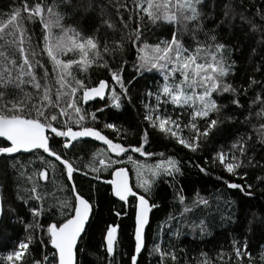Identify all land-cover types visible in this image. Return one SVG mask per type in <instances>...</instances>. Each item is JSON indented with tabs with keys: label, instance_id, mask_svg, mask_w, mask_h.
I'll list each match as a JSON object with an SVG mask.
<instances>
[{
	"label": "snow or ice",
	"instance_id": "6c2138e0",
	"mask_svg": "<svg viewBox=\"0 0 264 264\" xmlns=\"http://www.w3.org/2000/svg\"><path fill=\"white\" fill-rule=\"evenodd\" d=\"M64 2L70 3V0ZM133 2L137 16L136 28L128 32L126 38L122 34L119 39L112 41L105 39L103 42L98 36H85L77 28L66 26V16L59 11L60 4L56 0L47 6L43 2L31 6L27 0H23L19 7H10L2 14L6 19L0 20V138L4 140L0 145V156L10 159L12 161L10 167L17 170L20 177L27 176V180L31 182L30 188L17 186V199L23 200L25 204H29L30 201L39 202V207H30L33 219L24 224V230L28 235L0 259V264H5V261L7 264H29V260L32 264H80L77 259L80 250L78 242L83 239L86 222L89 221L95 205L91 202L92 197H85L74 182V174L89 165L74 164L67 156V151L76 147L84 138H94L95 141L107 146L106 149L98 150L106 159L99 160V167L92 166V172L109 173L112 178L106 183L112 186L113 195L120 201L127 202L130 196L138 200L135 215V253H141L145 247L144 230L149 222V213L158 207L155 203H150L146 196L152 191L159 177L179 173V163L172 157L161 159L155 164L134 160L133 156L129 155L130 152L143 156H151L152 153L146 152L143 144L139 146L126 144L125 136L113 123H105L103 127L111 129L119 140L125 142L114 141L97 127L89 126V116L94 122L97 115L89 114L83 107L96 98L104 99L106 92L110 93L111 106L114 108L120 109L125 102L132 104L131 88L137 77L125 79L124 65L127 64V60H123L115 68L110 63L115 62L118 56L121 58L124 56L126 44L128 49L135 48L137 51V73L156 72L162 81L156 84L155 91L149 90L147 93L148 96L155 97L156 103L154 106L145 104L144 120L150 127L170 135L192 152L204 149L214 130L223 123L219 116L225 106L218 103L220 97L225 93L232 94L234 99L231 103L237 108H242L239 99L241 94L247 95L249 89L257 85L264 87V81H258L251 76L246 87L228 82L229 78L235 75L236 61L232 60L229 63L226 59L224 53L227 45L219 43L216 35L209 36L211 43L208 44L197 39V33L204 30L206 14L203 9L208 0H133ZM100 7L101 16L107 8H112L123 27L128 28V23L124 21L121 12V9L129 11L127 3L123 0H106ZM224 8V16L227 18L232 8L230 4H225ZM261 12L264 13V10ZM145 15L153 26L174 25L175 30L171 33V38L160 40L154 45L145 42L144 33L147 28L142 23ZM261 18L264 19V15ZM131 19L130 15L129 20ZM102 24L113 31L117 30L110 19L102 20ZM37 25L40 27L39 35L35 30ZM189 25L192 27L189 28ZM182 33L191 34L196 44L194 49L185 46L180 38ZM260 42H264V36ZM49 64L51 72L47 66ZM93 65L107 70L110 78L89 85L74 75L75 71L87 72ZM40 71L43 72L42 76L37 75ZM255 71H261V66L257 65ZM27 88L31 91H26ZM169 105L172 106V112L168 111ZM257 105L259 107L254 115L264 121V92L258 91L255 99L250 101L249 114L242 123L250 124L253 116L251 109ZM177 109L180 111L177 112ZM103 110L97 109V112ZM184 115L189 116L188 123L183 125L184 128L190 129L188 137L181 135L183 130L181 117ZM213 115L216 118H212ZM253 134L264 143V122L252 124L251 133L238 134L227 152L222 147L215 150L211 162L213 164L219 162L225 171L233 176L239 175L238 169L248 166L244 163V158L247 156ZM148 135L145 129L143 143L148 142ZM41 151L47 154L37 157L44 165V169L33 175H27L23 171L26 166L13 155L21 153L35 155ZM109 153L115 154L116 158L113 159ZM125 156L127 163L134 165L137 175L135 187L143 189V194L133 191L129 170L124 166ZM58 165L65 180L72 181L70 186H60L61 190L67 188L73 196L71 200L64 198L47 202L48 194L38 191L40 185L34 177L38 176L47 181L48 167L52 169L54 175ZM200 171L207 174L203 167ZM83 174L87 176L89 173L84 171ZM244 176H247V173H244ZM95 179L99 180L100 176L96 175ZM257 181L264 183V176L257 177ZM3 187L0 185V223L5 216ZM228 187L245 191L248 196L252 195L249 191L251 185L228 183ZM177 198L184 203L185 197L182 194H178ZM199 206L207 208L209 200L197 193L192 206L183 209L181 219L184 214L192 212ZM57 210L61 219L53 220L45 228L40 218ZM116 215L120 213L117 212ZM169 219L175 217L170 216ZM20 222L23 223V220ZM192 227L199 228L201 235L206 234L207 225L204 219ZM116 234L117 226L107 227L108 257L113 256ZM176 234H180L179 229ZM34 240L45 248L51 245L53 251L43 255L42 259H36L30 255V245ZM154 250L159 253L161 264H165L168 259L173 264H179L174 251L162 248L159 244L154 246ZM232 251L238 258L237 264H243L245 256L248 257V264H264V251L259 254L257 260L252 256L246 240H233ZM200 255L205 259L198 261L197 264H213L207 258V253L201 252ZM225 255L229 256V261L231 260V253H221L220 264H228L224 261ZM131 261L132 264H137V256L132 255ZM108 264H112L111 259L108 260Z\"/></svg>",
	"mask_w": 264,
	"mask_h": 264
},
{
	"label": "trees",
	"instance_id": "16d2710c",
	"mask_svg": "<svg viewBox=\"0 0 264 264\" xmlns=\"http://www.w3.org/2000/svg\"><path fill=\"white\" fill-rule=\"evenodd\" d=\"M22 2L23 0H0V20L6 19L2 14L6 13L10 7H19ZM38 2H43L47 6L52 4L53 0H27L31 6ZM56 2L60 4L59 11L66 16V26L71 25L77 28L85 36H98L101 42L105 39L108 41L119 39L122 34L126 38L127 33L137 26L133 0H123L127 3L129 11L121 9L128 28L123 27L112 8H107L101 16L100 6L105 4L106 0H70V3L56 0ZM225 4H230L232 8L227 18L224 16ZM261 10H264V0H208L203 9L206 14L204 30L197 33V39L208 44L211 43L209 36L216 35L219 43L227 45L224 53L226 59L229 63L232 60L236 61L235 75L230 77L228 82L237 86L244 85L246 87L250 76L258 81H264V42H260L264 36V19L261 18L264 13ZM130 15L132 16L131 20H129ZM209 16L211 18H208ZM104 19H110L117 30L113 31L102 24ZM142 23L147 28L144 33L145 42L150 45H154L160 40L170 39L171 33L175 30V26L171 24L151 25L146 15ZM253 25H255V30H253ZM29 26L32 27V25ZM98 27L99 31H97ZM191 27L189 25V28ZM35 30L39 35V25ZM180 38L186 47L190 49L196 47L190 33H182ZM46 59L45 57V62ZM123 60H127V64L124 65L125 79L130 80L134 76L137 77L131 88L132 104L125 102L120 109L114 108L111 106L109 96H105L103 100L89 101L83 107L89 114L96 113L97 115V120L94 122L90 120L89 116V126L97 127L114 141L125 142L119 140L111 129L103 127L105 123H113L120 128L121 134L125 136L126 144L130 143L133 146L143 144L144 150L152 153L151 156H143L130 152L129 155H132L133 159H138L146 164H155L161 159L172 157L178 161L180 167V172L175 175L159 177L152 191L146 196L150 203H155L158 207L153 208L150 212V220L145 234V247L137 255V264H161L159 253L154 250V246L157 244L162 248L174 251L179 264H197L198 261H203L205 257L200 255L201 252L207 253V258L213 264H220L221 253H231V260L229 261V256L225 255L224 261L228 264H237L238 258L232 251L233 240H246L252 256L258 260L259 254L264 251V183L257 181V177L264 176V143H261L253 134V138L249 142L247 156L244 158V163L248 166L238 169L239 175L237 176L227 173L219 162L213 164L211 160L215 150L222 147L227 152L238 134L251 133L252 124L264 122L254 115L259 107L257 105L251 109L253 116L250 124L242 123L249 114L250 101L255 99L258 91L264 92V87L257 85L249 89L247 95L241 94L239 99L243 105L242 108H237L231 103L234 99L232 94L225 93L220 97L218 103L225 106L219 116L223 123L214 130L204 149L192 152L180 145L170 135L150 127L144 120L145 104L153 105L147 93L157 83L162 82L159 75L156 72L138 74L137 51L135 48L128 49L127 44L124 56L122 58L118 56L115 62L110 61V63L115 68ZM257 65L261 66L259 72L255 71ZM47 66L51 72V65ZM37 75L42 76L43 72L40 71ZM74 75L89 85L98 83L101 79L110 78L107 70L95 65L87 72L75 71ZM116 87L119 90L118 86ZM25 90L31 91L30 88ZM97 109L104 110L97 112ZM168 111L172 112L171 105L168 106ZM179 111L177 109V112ZM212 118H216V116L213 115ZM188 120V115L181 117L183 129L181 135L184 137H188L190 134V129L183 127L188 123ZM201 127H203V121H201ZM145 129L149 133L147 143H143L142 139ZM3 143L4 140L0 139V145ZM106 147L102 142L95 141L94 138H84L76 147L67 151V156L72 159L74 164L89 165L81 172L74 174V182L85 197H92L91 202L95 205L85 233H83V239L78 242L80 250L77 253V259L80 264H108L109 259L112 264H132L131 257L135 254L133 240L134 198L131 197L127 202L117 201L110 193V186L100 182V179H95L96 175L103 179L109 178V173L107 171L94 173L91 170L92 166H100L98 163L100 159L103 157L106 159L103 153L98 152ZM39 155L47 156L41 151L35 155L17 154L14 155V158L26 166L23 171L27 175H33V173L44 169V165L37 159ZM108 155L112 156L110 153ZM249 157L251 164H249ZM11 163L10 159L0 157V185L4 186L2 195L5 210L3 222L0 223V259H3L4 254L12 250L20 240L25 239L28 233L24 230V224L33 219L30 207H39V202L30 201L29 204H25L23 200L17 199V186L30 188L32 185L27 180V176L20 177L19 172L10 167ZM201 167L207 170V174L200 171ZM19 168L18 164L17 169ZM128 169L130 170L129 167ZM84 171L89 174L85 176ZM130 172L132 174V170ZM61 173L62 169L58 165L54 175L52 169L48 167L49 179L47 181L38 176L34 177L40 185L38 191L48 194L47 202H55L56 199L64 198L71 200L73 196V193L67 188L61 190L60 186H70L72 183V181H66ZM244 173H247V176H244ZM221 177L223 179H219ZM228 183L251 185L249 191L252 195L248 196L245 191L229 188ZM132 184L136 191L143 194V189L135 187L133 177ZM197 193L209 200V206L207 208L199 206L192 212L184 214L181 219L180 214L183 209L192 206ZM178 194L185 197L184 203H181L177 198ZM117 212L120 215H116ZM170 216L175 219H169ZM21 219L23 223L20 222ZM59 219L61 216L57 210L41 217L40 222L46 228L48 223ZM201 219H204L207 225L204 235H201L199 228L192 227L193 224L198 225ZM108 226H117L112 257L107 256L104 244ZM178 229L179 235L176 234ZM51 251L53 249L50 245L45 248L35 240L30 245V255L36 259H42L43 255ZM29 264H32L31 260H29ZM165 264H173V262L168 259ZM243 264H248L247 256L243 258Z\"/></svg>",
	"mask_w": 264,
	"mask_h": 264
},
{
	"label": "water",
	"instance_id": "95a60500",
	"mask_svg": "<svg viewBox=\"0 0 264 264\" xmlns=\"http://www.w3.org/2000/svg\"><path fill=\"white\" fill-rule=\"evenodd\" d=\"M106 96V95H105ZM97 100H103V99H100V98H96ZM96 99H94V100H96ZM93 101V100H92ZM0 139H3V138H0ZM24 154H26V153H24ZM13 155H17V154H13ZM1 157V156H0ZM125 167H127V166H125ZM127 169H128V167H127ZM129 170V169H128ZM129 177H130V183L132 184V182H131V172H130V170H129ZM112 177L111 176H109V178H106V179H103V178H100V182H102V183H105V184H107L106 183V181L107 180H110ZM109 185V184H108ZM110 186V193H111V195H112V197L114 198V199H116L117 201H120L119 200V198H117V197H115L114 195H113V192H112V186L111 185H109ZM133 191L134 192H138V191H136L134 188H133ZM139 194H141L140 192H138ZM131 198V196L129 197V199ZM134 198V197H133ZM134 228H133V240H134V245H135V228H136V220H135V215H136V211L138 210L137 209V205H138V200H136V198H134ZM90 217H91V215H90ZM89 220H90V218H89ZM149 220H150V213H149ZM88 223H89V221L88 222H86V225H85V229H86V226L88 225ZM149 223V222H148ZM147 226H148V224L145 226V230H144V237H145V234H146V228H147ZM83 235V234H82ZM104 244H105V247H106V236H105V239H104ZM51 246V245H50ZM142 250H143V248H142ZM141 250V251H142ZM134 255H138V254H134Z\"/></svg>",
	"mask_w": 264,
	"mask_h": 264
},
{
	"label": "rangeland",
	"instance_id": "374dc122",
	"mask_svg": "<svg viewBox=\"0 0 264 264\" xmlns=\"http://www.w3.org/2000/svg\"><path fill=\"white\" fill-rule=\"evenodd\" d=\"M87 2H88V1H87ZM155 87H156V86H154L151 90H152V91H155ZM107 96L110 97V93H107ZM150 98H151V102H152V104H153L152 106H154L155 103H156V101H155V97H154V96H150ZM148 105H150V104H148ZM112 158H113V159L116 158V157H115V154H112ZM102 159H105V158L103 157ZM123 159L125 160V164L130 168V170H132V177H133V180H134V184L136 185V182H137V175H136V171H135L134 165H133V164H130V163H127V157H123ZM134 160H138V159H134ZM158 228H159V227H158ZM6 254H7V252L4 254V256H6ZM5 264H7L6 261H5Z\"/></svg>",
	"mask_w": 264,
	"mask_h": 264
},
{
	"label": "bare ground",
	"instance_id": "6f19581e",
	"mask_svg": "<svg viewBox=\"0 0 264 264\" xmlns=\"http://www.w3.org/2000/svg\"><path fill=\"white\" fill-rule=\"evenodd\" d=\"M181 209V208H180ZM192 237H193V235H192Z\"/></svg>",
	"mask_w": 264,
	"mask_h": 264
}]
</instances>
